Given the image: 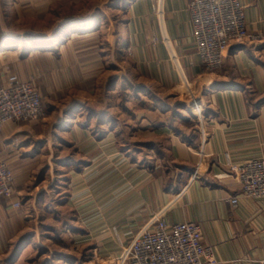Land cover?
Wrapping results in <instances>:
<instances>
[{
    "label": "crops",
    "instance_id": "0c3cea01",
    "mask_svg": "<svg viewBox=\"0 0 264 264\" xmlns=\"http://www.w3.org/2000/svg\"><path fill=\"white\" fill-rule=\"evenodd\" d=\"M189 1L119 0L127 18L117 39L128 50L138 94L160 90L171 97L191 87L201 98L199 113L190 105L177 104L172 111L143 103L142 111L132 113L130 134L137 146L125 153L116 128L105 135H89L84 127L78 135H38V126L27 122L3 127L0 158L13 171L21 206L12 208L0 198V264H31L42 246L57 252L60 205L79 217V227L74 217L63 233L75 249L93 246L103 264H128L125 249L155 215L199 223L217 264H264V198L240 195L241 186L225 169L227 159H264V0H239L254 38L231 46L222 68L212 73L204 72L195 50ZM80 25L70 23L62 31ZM12 42L14 48L7 49L20 55L10 72L26 79L20 63L48 57V47L36 43L39 50L33 47L26 56L20 52L35 43ZM4 51L0 64L8 55ZM117 86V81L106 85L105 92ZM190 119H195L191 133L183 127ZM236 195L232 205L229 199ZM40 235L51 243H33Z\"/></svg>",
    "mask_w": 264,
    "mask_h": 264
},
{
    "label": "rangeland",
    "instance_id": "374dc122",
    "mask_svg": "<svg viewBox=\"0 0 264 264\" xmlns=\"http://www.w3.org/2000/svg\"><path fill=\"white\" fill-rule=\"evenodd\" d=\"M118 2L0 0V44L13 40L20 43L28 41L35 43L34 48L39 50L36 43L45 44L43 48L55 42L51 48L44 50L48 57H30L25 63L27 67L19 62L28 74L26 80L34 83L41 96L43 115L37 120L25 121L38 126V135H78L80 127L89 129V135H105L116 128L118 143L122 144L125 153L137 146L130 134L134 122L132 113L142 111L146 106L143 103L156 102L159 107L174 111L177 104L178 108L182 105L193 107L195 102L200 101V96L190 86L188 94L182 90L171 97L160 90L137 93L138 79L128 50L117 39V30L127 18V9L119 8ZM74 22L81 24L79 28L62 31L67 24ZM83 34H87V38ZM3 48L8 55L0 68L10 72V65L19 61L20 54L14 52L16 49L9 50L2 46L0 50ZM32 48L27 52L23 49L20 53L28 56ZM116 81L117 90L106 93V85H115ZM187 122L183 124L184 131L191 133L195 128V119ZM73 125L76 132L70 131ZM62 146L65 147L64 144ZM155 158L158 163V157ZM59 209L64 219L57 226L59 230L53 240V251L57 252L53 253L42 246L31 255V264H48L51 259L59 260V264H103L97 262L93 246L75 249L71 236L68 238L63 231L67 230L69 221L70 224L74 223V217L75 227H79L78 214L64 205H60ZM47 221L51 223L52 220L49 218ZM46 238L40 235L39 240L35 239L33 243H51Z\"/></svg>",
    "mask_w": 264,
    "mask_h": 264
},
{
    "label": "built area",
    "instance_id": "2783aa9c",
    "mask_svg": "<svg viewBox=\"0 0 264 264\" xmlns=\"http://www.w3.org/2000/svg\"><path fill=\"white\" fill-rule=\"evenodd\" d=\"M187 9L195 50L206 73L222 68L231 46L254 38L247 30L239 0H190ZM199 105L195 102L192 109ZM42 115L41 96L34 83L0 68V133L9 122L34 121ZM225 169L241 186L240 195L264 198V159H227ZM13 183L12 169L0 159V198L19 208L21 202ZM238 197H231L230 203L236 205ZM124 252L128 264H217L213 247L203 243L199 223L171 222L160 215H155L151 226L134 237Z\"/></svg>",
    "mask_w": 264,
    "mask_h": 264
},
{
    "label": "bare ground",
    "instance_id": "6f19581e",
    "mask_svg": "<svg viewBox=\"0 0 264 264\" xmlns=\"http://www.w3.org/2000/svg\"><path fill=\"white\" fill-rule=\"evenodd\" d=\"M55 44V42L54 43H51V44H46V46L47 47H50V46H52V45H54ZM41 46L42 45H45V44H40ZM35 45H30V48H32V47H34ZM2 47H6V48H12L13 47V42L12 41H8V42H5L3 45H2ZM3 49H5V48H3ZM195 110H201V106L199 105V107H197ZM194 110V111H195Z\"/></svg>",
    "mask_w": 264,
    "mask_h": 264
}]
</instances>
